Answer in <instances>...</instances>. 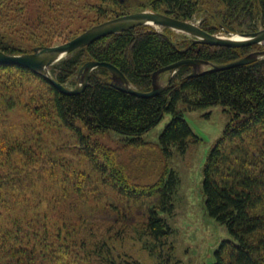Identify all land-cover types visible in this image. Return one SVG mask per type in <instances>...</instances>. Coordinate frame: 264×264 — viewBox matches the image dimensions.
<instances>
[{"label": "trees", "instance_id": "trees-1", "mask_svg": "<svg viewBox=\"0 0 264 264\" xmlns=\"http://www.w3.org/2000/svg\"><path fill=\"white\" fill-rule=\"evenodd\" d=\"M211 1L222 7V24L227 30L233 29L225 22L236 19L246 25L238 33L264 28V0H149L153 10L183 20L209 10L206 3ZM0 3V9H4L11 0ZM93 8L100 15L106 12L101 5ZM54 23L48 12L38 13L27 31L29 37L37 45H50L54 41L51 32ZM199 25L209 33L219 30L209 17H203ZM258 46L262 45L201 43L186 34L175 35L168 27L158 30L141 24L70 52L52 64L49 72L56 81L73 84L71 77L84 62L106 61L118 67L135 89L149 91L153 73L168 64L181 59L224 64ZM0 49L10 54L26 51L6 40L1 32ZM191 72L190 65L178 67L161 92L144 97L113 86L110 72L100 66L90 73L80 92L67 94L26 67L0 64V90L11 92L17 86L20 102L39 120L35 121L39 127L57 126L71 131L86 144L90 155L93 152L87 146L88 138L108 131L123 136L125 145H145L143 135L165 113H170L158 137L161 154L167 159L172 147L185 151L188 142L197 139L180 106L192 110L222 105L230 117L223 135L206 155L201 192L207 213L225 226L230 238L219 243L212 264H264V56L196 75H190ZM13 106L10 102L7 110ZM248 135L253 138L248 139ZM30 147L26 139L0 136V264H143L111 254V243L125 232L127 217L117 212L113 220L110 210L90 205L86 195L88 180L74 167H62L48 159V166L36 179L41 187L26 179L25 166L32 164ZM94 151L101 155L96 165L100 173L111 176L124 194L155 198L144 213L141 230L155 242L166 240L172 230L163 213L173 209L172 196L178 181L175 172L165 165L155 182L133 183L124 166L116 161L113 150ZM29 190L33 196L26 199ZM22 199L31 201V207L22 205ZM42 203L45 205L41 206ZM51 215L62 222L64 231L48 232L47 220ZM52 236L59 243L55 255L48 239Z\"/></svg>", "mask_w": 264, "mask_h": 264}, {"label": "rangeland", "instance_id": "rangeland-1", "mask_svg": "<svg viewBox=\"0 0 264 264\" xmlns=\"http://www.w3.org/2000/svg\"><path fill=\"white\" fill-rule=\"evenodd\" d=\"M206 4H209V10H201L190 21L199 25L203 17H209L213 24L219 27L214 34L221 36L237 34L245 29L244 21L236 19L225 22L233 29L227 30L222 24L224 23L222 7H218L217 3L212 1ZM93 5L103 6L106 12L100 15L99 11L94 10ZM0 10L1 34L6 40L26 49L25 52H31L34 47L40 46L29 37L27 31L30 25L35 23L37 14L43 11L48 12L55 22L51 30L54 41L50 45L65 42L86 28L118 15L138 11L158 12L150 8L149 0H124L115 4L107 0H11L9 7ZM156 29L163 30V27ZM171 30L175 35L186 34L190 39L194 38L188 33ZM263 48L262 44L254 51ZM82 65L71 77L74 83L65 85L74 87L78 84L79 69ZM168 77L170 71L162 72L158 75V83L166 86ZM18 94L17 86L11 92L0 90V136H15L28 141L31 146L29 160L32 164L25 166L27 173L24 172V175L26 174V179H32L37 187H41V182L36 179L41 177V172L48 166L46 160L53 159L62 167H74L87 178L86 195L90 205L100 209L106 208L107 212L110 210L113 220L117 212L127 217L124 221L125 232L121 236L117 235L115 241L111 243L113 256L118 255L120 258L127 256L143 264H212L215 261V249L223 239L230 238V235L224 225L207 213L203 203L201 180L206 155L223 135L230 117L222 105L215 104L192 110L180 106L197 139H191L185 151L172 147V153L167 159L161 154L158 137L169 121L170 113H165L162 119L143 135L145 145H125L123 136L108 131L88 138L87 146L92 148L90 153L93 152L90 155L85 149L86 144L80 142L71 131L57 126L50 129L39 127L36 123L39 120L30 110L24 108L20 102L21 95L19 97ZM10 102L15 106L7 110ZM247 137L253 138L250 135ZM96 148L113 150L117 155L116 161L124 166L128 179L133 183L155 182L165 165L175 172L178 181L172 196L173 209L169 213H163L172 230L166 240L155 242L141 230L144 213L154 204L155 198H134L124 194L121 186H118L111 176L107 174L105 176L96 167L101 159V155L94 151ZM26 196V199L32 197V191L29 190ZM20 202L29 207L32 205L31 201L27 203L25 199ZM44 205L45 203H42L41 206ZM60 223L62 222L56 215L48 217V232L64 231ZM48 239L52 244L50 250L55 255V248L59 244L58 238L52 236Z\"/></svg>", "mask_w": 264, "mask_h": 264}, {"label": "water", "instance_id": "water-1", "mask_svg": "<svg viewBox=\"0 0 264 264\" xmlns=\"http://www.w3.org/2000/svg\"><path fill=\"white\" fill-rule=\"evenodd\" d=\"M123 2L124 0H119ZM151 25L153 27H168L174 30L182 31L193 36V40L212 45L244 46L251 44L264 45V28L247 33H235L230 36H221L209 33L202 29L198 24L190 21L178 19L165 13L152 11H138L118 15L107 19L75 35L71 39L56 45L36 46L31 52H22L10 54L0 49V64L22 66L43 76L47 81L53 84L60 92L73 94L80 92L87 84L90 73L97 67L103 66L110 72V83L118 89L144 97H150L161 92L165 86L158 83V74L170 71V76L176 69L182 65H190L192 72L190 75H196L204 71L223 69L235 65L249 63L258 57L264 56V48L250 52L249 54L224 64H214L203 59H181L168 64L153 73L152 87L149 91H139L135 89L124 73L114 64L106 61L88 60L83 63L79 69L78 84L74 87L56 81L49 72L48 66L62 59L70 52L86 46L91 42L106 36L114 34L136 25ZM203 65V67H201ZM169 80V77H168Z\"/></svg>", "mask_w": 264, "mask_h": 264}]
</instances>
